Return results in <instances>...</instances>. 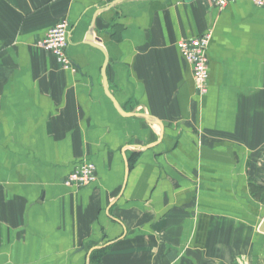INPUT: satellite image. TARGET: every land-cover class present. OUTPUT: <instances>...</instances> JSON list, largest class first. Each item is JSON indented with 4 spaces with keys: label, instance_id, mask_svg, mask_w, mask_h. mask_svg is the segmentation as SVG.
Masks as SVG:
<instances>
[{
    "label": "crops",
    "instance_id": "0c3cea01",
    "mask_svg": "<svg viewBox=\"0 0 264 264\" xmlns=\"http://www.w3.org/2000/svg\"><path fill=\"white\" fill-rule=\"evenodd\" d=\"M113 1L0 0V264H264V9ZM64 20L76 73L38 47ZM211 30L200 98L178 42Z\"/></svg>",
    "mask_w": 264,
    "mask_h": 264
},
{
    "label": "built area",
    "instance_id": "2783aa9c",
    "mask_svg": "<svg viewBox=\"0 0 264 264\" xmlns=\"http://www.w3.org/2000/svg\"><path fill=\"white\" fill-rule=\"evenodd\" d=\"M209 3L213 8L223 11L232 0H198ZM257 7L264 9V0H248ZM213 32L208 31L196 38L182 39L178 47L182 58L192 69L195 88L200 98L205 97L209 90L210 61L208 49ZM70 37V23L64 20L53 26L38 47L55 57L59 65L67 71L76 73L72 60L67 54ZM97 181L96 166L91 161L84 160L81 165L65 180L67 187L84 188Z\"/></svg>",
    "mask_w": 264,
    "mask_h": 264
},
{
    "label": "water",
    "instance_id": "95a60500",
    "mask_svg": "<svg viewBox=\"0 0 264 264\" xmlns=\"http://www.w3.org/2000/svg\"><path fill=\"white\" fill-rule=\"evenodd\" d=\"M122 1H125V0H115V1H113L112 4H111V6L108 8V10L111 9L112 7H114L119 2H122ZM189 1H192V0H189ZM94 29H95V24L93 23V25L91 27V30L89 32V35L87 36L86 44L87 45H90V46H94V47L100 49L105 54V51H104L103 47H101L99 45L101 43V40L94 38ZM107 64H108V60L106 61L105 66H104V69H103L104 88H105V91H106V95L114 103V105L117 108V110L122 115H124V116L130 117V118H133V117L141 118V119L146 120L150 124L160 125L161 128H162L163 127L162 123L158 119L153 118L152 116H150L148 114L135 113V112H133V113H124L122 107L116 101V99L114 98V96L110 93V90H109V87H108V79H107V76H106V67H107ZM128 171H129V168L127 167V173H128ZM124 188H125V186H124ZM260 232L261 233H264V219H263V221L261 223V226H260Z\"/></svg>",
    "mask_w": 264,
    "mask_h": 264
},
{
    "label": "rangeland",
    "instance_id": "374dc122",
    "mask_svg": "<svg viewBox=\"0 0 264 264\" xmlns=\"http://www.w3.org/2000/svg\"><path fill=\"white\" fill-rule=\"evenodd\" d=\"M255 165H256V168H259L260 172H264V159L261 160V155H260V158L257 157V160L255 161ZM262 183L263 184H260L258 185L257 181L254 182L255 185H257L258 187L260 188H263L264 189V178H262ZM254 192V190H253ZM254 197L255 199L260 202L261 204L263 203L264 205V190L262 192L260 191H255L254 192Z\"/></svg>",
    "mask_w": 264,
    "mask_h": 264
},
{
    "label": "trees",
    "instance_id": "16d2710c",
    "mask_svg": "<svg viewBox=\"0 0 264 264\" xmlns=\"http://www.w3.org/2000/svg\"><path fill=\"white\" fill-rule=\"evenodd\" d=\"M252 189L254 190V192H255V191H260V192H262V191L264 190L263 188H260V187H258L257 185H255V184H253V183H252ZM253 190H252V191H253ZM107 250H108V249H105V250H101V251H99L98 253H95V254H94V257H93L94 260L97 259V258H99V257H101V255L104 254Z\"/></svg>",
    "mask_w": 264,
    "mask_h": 264
}]
</instances>
